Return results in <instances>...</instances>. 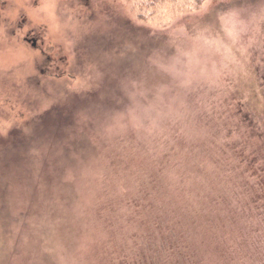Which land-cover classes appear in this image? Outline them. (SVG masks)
<instances>
[{
    "label": "rangeland",
    "instance_id": "1",
    "mask_svg": "<svg viewBox=\"0 0 264 264\" xmlns=\"http://www.w3.org/2000/svg\"><path fill=\"white\" fill-rule=\"evenodd\" d=\"M256 70L264 0H0V264H264Z\"/></svg>",
    "mask_w": 264,
    "mask_h": 264
},
{
    "label": "trees",
    "instance_id": "2",
    "mask_svg": "<svg viewBox=\"0 0 264 264\" xmlns=\"http://www.w3.org/2000/svg\"><path fill=\"white\" fill-rule=\"evenodd\" d=\"M156 2H162L163 0H155ZM203 0H197L198 3H201ZM257 75V79L259 81V87L261 89L262 97H264V77L261 75L258 70L255 71ZM264 206H262V209ZM167 228V227H166ZM164 229V228H163ZM137 237H132V240H136ZM135 242V241H134ZM180 241H175V243H170L168 245V241L165 245L161 247V249L157 250V257L158 262L157 264H193V259H191V256L189 255L188 249H182V247L179 245ZM184 248V247H183ZM185 251V252H183ZM178 252V254H176ZM188 252V253H187ZM192 254H194L192 252ZM137 259V255L135 256ZM156 263V261H155ZM154 263V264H155Z\"/></svg>",
    "mask_w": 264,
    "mask_h": 264
}]
</instances>
